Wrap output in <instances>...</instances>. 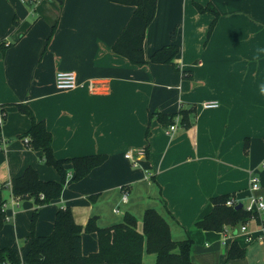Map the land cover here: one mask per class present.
<instances>
[{
	"label": "crops",
	"instance_id": "0c3cea01",
	"mask_svg": "<svg viewBox=\"0 0 264 264\" xmlns=\"http://www.w3.org/2000/svg\"><path fill=\"white\" fill-rule=\"evenodd\" d=\"M195 4L217 15L198 12ZM133 11L110 0H42L34 6L0 0V41L11 43L0 49V248L13 250L23 263L30 247L36 205L32 198L13 197L10 181L28 167L42 181L59 180L42 153L20 138L31 125L17 107L23 104L50 132L55 158L106 156L79 181L66 166L60 197L38 209L35 236L51 233L62 208L83 228L90 220L110 227L129 214L139 233L145 210L154 209L174 241L192 240V263L264 264V241L194 227L211 210L212 197L246 203L250 173L264 196V0H157L144 57L148 61L173 42L179 52L172 63L141 67L112 51ZM58 72L75 73L77 87L57 89ZM212 101L218 106L202 107ZM180 108L192 110L188 125L176 117L168 136L172 124L163 125L154 113L172 115ZM139 149L144 151L135 167L125 154ZM232 243L244 255L226 261ZM97 249L96 234L82 232V255ZM155 261L144 251L143 264Z\"/></svg>",
	"mask_w": 264,
	"mask_h": 264
},
{
	"label": "trees",
	"instance_id": "16d2710c",
	"mask_svg": "<svg viewBox=\"0 0 264 264\" xmlns=\"http://www.w3.org/2000/svg\"><path fill=\"white\" fill-rule=\"evenodd\" d=\"M113 3L134 7V11L118 38L112 45V51L131 64L141 67L148 62L154 64L172 63L179 52V47L173 42L156 50L147 61L143 52V41L146 28L154 19L157 0H110ZM200 13L210 12L217 15L210 6L195 4ZM55 27L52 28V32ZM52 32L50 37L52 36ZM49 37V39H50ZM175 33L171 34L172 41ZM48 39V40H49ZM0 43V49L9 47ZM177 70L178 67L175 66ZM184 77H190L185 71ZM22 114L30 118V127L20 135L26 146L42 153V159L47 166L53 167L59 175L57 181H42L37 171L28 167L21 176L10 181V191L15 198H32L35 208L31 218L30 247L23 264H143L144 251L155 255V264H194L190 259L192 240L176 242L171 238L166 221L154 210L147 209L143 215V230H136V220L125 214L123 222L106 228H98L90 220L83 228L77 225L70 209L62 208L56 212L53 229L44 237L34 234V224L38 209L58 199L62 193L68 176L67 165L72 166L73 180L79 181L106 159L105 155H90L75 158L57 159L54 157L51 142L52 136L43 121H37L31 109L26 105H17ZM192 110L180 108L176 114L163 115L154 113L165 126L172 124L180 117L183 125H188L187 119ZM228 195L216 196L210 199L212 205L208 214L194 223V227L204 231L222 232L224 227L235 228L246 223L251 214L242 207L225 205ZM5 200L0 194V230L5 222L3 204ZM82 232L95 233L98 249L96 252L82 255L79 250V238ZM244 251L232 243L226 261L240 258ZM0 264H21L15 252L8 248H0Z\"/></svg>",
	"mask_w": 264,
	"mask_h": 264
},
{
	"label": "built area",
	"instance_id": "2783aa9c",
	"mask_svg": "<svg viewBox=\"0 0 264 264\" xmlns=\"http://www.w3.org/2000/svg\"><path fill=\"white\" fill-rule=\"evenodd\" d=\"M28 2V4L34 6L36 3L42 1V0H23ZM5 47L10 44L7 40L0 41ZM55 85L57 89L59 90H71L75 89L77 87V80L76 75L73 72H58L55 76ZM91 87V84L89 85ZM218 106V103L215 101L212 102H205L202 103V107L204 109H210L215 108ZM4 112L2 107L0 106V125L3 121ZM176 124L170 125L168 129L166 130L165 134L170 136L175 130H176ZM25 140L24 142H26ZM143 149H139L137 151L130 150L125 154V158L129 159L133 166H137V160L139 155L143 154ZM134 153L137 154V157H134ZM10 188V183L8 184ZM260 191V185L259 180L256 175H253V173H250L249 175V192L250 196L245 204H241L242 208L251 214L250 219L244 223L241 224L235 228H231L229 226L224 227L222 233V236L226 238L230 235H237L242 234L245 236L246 241H258L263 242L264 241V197L259 194ZM127 200V193L124 191L122 194V201L126 202ZM239 202L236 201L233 197H230L225 205L228 207L235 206ZM5 208V204H3V210ZM114 212H118L117 209H114ZM250 224H253V228L251 229L249 227ZM238 229V230H237ZM23 264V263H21Z\"/></svg>",
	"mask_w": 264,
	"mask_h": 264
},
{
	"label": "water",
	"instance_id": "95a60500",
	"mask_svg": "<svg viewBox=\"0 0 264 264\" xmlns=\"http://www.w3.org/2000/svg\"><path fill=\"white\" fill-rule=\"evenodd\" d=\"M241 207H242V205L239 203V204L235 207V209L238 210V209H240Z\"/></svg>",
	"mask_w": 264,
	"mask_h": 264
},
{
	"label": "clouds",
	"instance_id": "9594fccd",
	"mask_svg": "<svg viewBox=\"0 0 264 264\" xmlns=\"http://www.w3.org/2000/svg\"><path fill=\"white\" fill-rule=\"evenodd\" d=\"M257 59L259 58V57H256Z\"/></svg>",
	"mask_w": 264,
	"mask_h": 264
},
{
	"label": "rangeland",
	"instance_id": "374dc122",
	"mask_svg": "<svg viewBox=\"0 0 264 264\" xmlns=\"http://www.w3.org/2000/svg\"><path fill=\"white\" fill-rule=\"evenodd\" d=\"M264 197V196H263ZM243 204H245V203H243Z\"/></svg>",
	"mask_w": 264,
	"mask_h": 264
}]
</instances>
